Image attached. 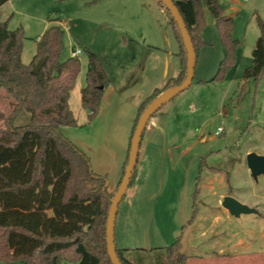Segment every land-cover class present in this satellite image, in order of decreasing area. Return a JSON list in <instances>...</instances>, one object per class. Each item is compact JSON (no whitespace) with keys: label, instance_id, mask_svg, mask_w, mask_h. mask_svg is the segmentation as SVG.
Returning <instances> with one entry per match:
<instances>
[{"label":"rangeland","instance_id":"374dc122","mask_svg":"<svg viewBox=\"0 0 264 264\" xmlns=\"http://www.w3.org/2000/svg\"><path fill=\"white\" fill-rule=\"evenodd\" d=\"M221 1L227 8L225 14L234 18V36L240 40L237 63L224 79L212 80L224 47L216 23L206 20L203 32L208 46L196 51L195 79L147 121L140 163L151 164L146 166L149 178L137 181L140 188H128L119 205L115 236L123 217L134 209L137 216L130 221L134 236L130 234L128 244L135 247L168 246L181 234L184 251L193 257L189 264H198L201 239L212 243L231 238L248 244L238 262L264 264V175L255 178L247 164L251 152L264 156V76L246 83L243 78L245 68L253 62L252 51L260 34L257 15L264 20V0ZM52 19L65 31L61 59L72 56L73 48L82 49L78 55L81 71L69 100L78 124L63 126V133L89 156L95 172L106 175L113 196L127 165L138 106L154 87L163 84L158 79L153 83L150 70L144 67H159L162 55L179 63L174 28L156 0H10L0 10V22L8 20L10 29H24L25 63L31 61L37 40ZM88 51L101 56L111 80L92 120L81 104L80 92V85L86 83ZM202 65L205 77L201 80ZM13 106L2 90L0 110L7 116ZM26 117L22 112L16 123ZM0 127L4 128V120ZM145 149L149 151L146 157ZM137 190L139 199L132 208L131 194ZM226 195L258 212L231 214L221 203ZM194 203L197 213L190 221ZM219 214L217 235L209 232L200 237V230ZM243 250L244 245L237 246L238 253Z\"/></svg>","mask_w":264,"mask_h":264},{"label":"trees","instance_id":"16d2710c","mask_svg":"<svg viewBox=\"0 0 264 264\" xmlns=\"http://www.w3.org/2000/svg\"><path fill=\"white\" fill-rule=\"evenodd\" d=\"M6 1L0 0V6ZM156 1L174 28L181 70L163 89H155L141 102L135 127L146 106L166 88L180 84L187 70L178 25L163 2ZM173 1L196 51L207 44L202 37L206 12L214 17L224 57L212 80L224 79L237 63L240 45L234 36V18L225 14L219 0ZM56 20H50L39 36L29 63L22 60L24 29H10L8 20L0 22V92L6 91L14 102L9 115L0 110V120H4V128L0 127V264L17 260L24 264H113L107 250L106 224L116 192L109 194L106 175L95 172L89 156L63 133V126L78 124L69 100L81 60L78 56L61 59L65 31ZM257 21L260 34L252 51L253 62L243 72L245 83L264 76V20L257 15ZM45 56L47 61L34 73V65ZM85 79L81 104L92 120L110 83L101 56L92 51H88ZM22 112L27 119L17 124ZM193 208L190 221L196 216V203ZM183 247L180 234L168 246L117 247V253L123 264H189L190 255Z\"/></svg>","mask_w":264,"mask_h":264},{"label":"water","instance_id":"95a60500","mask_svg":"<svg viewBox=\"0 0 264 264\" xmlns=\"http://www.w3.org/2000/svg\"><path fill=\"white\" fill-rule=\"evenodd\" d=\"M163 2V4L169 9L172 17L176 21L178 28L180 30L183 43L186 49L187 56V70L186 75L183 81L175 86L166 88L159 95H157L143 110L142 114L139 117L137 125L134 129L130 149L128 154V161L125 167L124 175L121 179L120 185L111 199V204L108 210L107 216V224H106V242H107V250L108 254L111 258L113 264H123L117 253V246L115 242V222L116 216L119 208V204L125 195L134 171L136 169V165L138 163L140 145L142 141V136L144 134V130L146 128V124L150 116L156 113L162 105L173 99L178 93L186 90L192 84L195 78V66H196V49L194 47L191 35L186 26V23L176 6L173 0H159ZM48 56H45L37 61L34 65L32 71L34 73H38L42 66L47 61ZM104 88V86H100ZM247 164L251 171V174L257 178L258 175H264V156L261 154H257L255 152H251L247 155ZM222 206L226 208L231 214L235 216H239L241 213H251L258 212V209L252 206L247 205L246 203L241 202L237 198L232 195H226L223 197Z\"/></svg>","mask_w":264,"mask_h":264},{"label":"crops","instance_id":"0c3cea01","mask_svg":"<svg viewBox=\"0 0 264 264\" xmlns=\"http://www.w3.org/2000/svg\"><path fill=\"white\" fill-rule=\"evenodd\" d=\"M9 2H10V0H7L4 4H2L0 6V10L2 8H5V6H7V4H9ZM220 2L223 6V2L221 0H220ZM9 6H10V10L14 9L13 5H9ZM224 9H227V8H224ZM206 20H208L210 22H215L214 17L212 16V14L209 11L206 12ZM202 37L205 40L203 31H202ZM206 46H208V42L203 47H206ZM152 47H156L157 49L162 50L158 46H152ZM202 48H200V49H202ZM162 52H164L166 54L167 50H162ZM178 58H179V56H178ZM161 60H162L160 62L161 65H159V67H156V65H152V67H148V68L144 67L145 71L150 70V79L151 78L154 79L153 83H155L156 79H158V81H162V83H163L162 86H160V87H158V86L154 87L152 92L150 94H148L147 97L149 95H151L155 89H163L169 79H171L173 77H177L180 73V70H181L180 58H179L178 64H176L174 61H171V59L168 58L167 55H165V56L162 55ZM204 68H205V66L202 65L201 70H200L201 71L200 72L201 73L200 78L202 77L201 79H204V77H205L204 74L202 73ZM110 82H111V80H110ZM151 85H152L151 87H153V85H156V84H151ZM83 86H84L83 84L80 85V87H81L80 92H81V89L83 88ZM140 104H141V102H140ZM133 123H134V120H133ZM132 128H133V124H132ZM131 132H132V129H131ZM130 135H131V133H130ZM129 138H130V136H129ZM142 143H143V139H142L141 145H140V152H139L138 163L136 165L135 176H134L132 183L129 185V187L134 186L136 188H140V187H142V185H140V183H137V181L143 180L145 178L146 179L149 178V173H148L146 166L149 167L151 164L147 162L148 164L142 165L140 163V156H141L140 154L143 150L141 148ZM129 149L130 148L128 147L126 159L128 157V154H129ZM144 152H145V157H146L147 156L146 153H149V151H146V149H145ZM138 192L139 191L137 190L131 194V196H132L131 199L133 200L132 204H131L132 208H134V206H135V204L133 202L135 200L139 199ZM126 193H127V191H126ZM126 193H125V195H126ZM124 196H123V198H124ZM123 198H122V200H123ZM119 210L120 209L118 208V211ZM225 210L228 211L226 208H225ZM131 212H132V214H128V215L126 214L127 212L125 213L126 216H124L122 221H121V222H123V220H124V223H123V225L120 226L119 231L116 232L115 242H116L117 247H119V248H130V247L136 248L135 246L128 244L129 243L128 241L130 240V234H132L134 236V233L132 232L133 230L130 227L131 226L130 221L134 218V215L136 214V212L134 211V209L131 210ZM117 216H118V212H117ZM117 216H116V219H117ZM136 216H137V214H136ZM205 218H207V217H205ZM220 218H221V215L219 214L215 219L212 220V222L209 224V226L200 230V237H206L209 232L213 233V236L217 235L216 233H218L219 230L217 227L215 228V225L218 224L217 221L220 220ZM199 245L202 247V251L200 250L198 252V254L196 255V258L199 260L198 264H242L240 261H241V259H243L242 257L245 255L246 249L248 246V244L246 242H244V243L242 241L238 242L236 239L232 240L231 238L230 239L227 238V239L220 241V242L215 241L212 243H208V241L201 239V241L199 242ZM238 245H240V246L244 245V250L242 251L243 253H240V252L238 253V251H237ZM207 247H208V249H207ZM191 257L192 256H190V258ZM238 257H240L239 262H238Z\"/></svg>","mask_w":264,"mask_h":264},{"label":"built area","instance_id":"2783aa9c","mask_svg":"<svg viewBox=\"0 0 264 264\" xmlns=\"http://www.w3.org/2000/svg\"><path fill=\"white\" fill-rule=\"evenodd\" d=\"M82 52V49L80 48H73L72 50V56H78Z\"/></svg>","mask_w":264,"mask_h":264}]
</instances>
